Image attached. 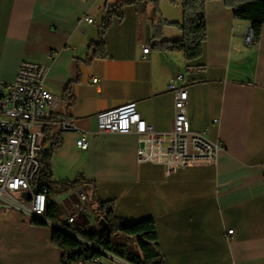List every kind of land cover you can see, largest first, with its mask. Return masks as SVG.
<instances>
[{
  "label": "crops",
  "instance_id": "0c3cea01",
  "mask_svg": "<svg viewBox=\"0 0 264 264\" xmlns=\"http://www.w3.org/2000/svg\"><path fill=\"white\" fill-rule=\"evenodd\" d=\"M119 5L104 28L107 13ZM204 13L201 55L186 61L162 46L182 38L179 2L162 0L156 10L148 0H0V81L13 82L22 62L48 68L44 88L62 99L46 113L45 148L58 145L52 180L81 176L96 195L88 204V184L53 195L60 224H31L4 204L0 264H62L53 229L94 230L99 203L107 202L124 224L154 221L165 264H264V27L256 44L247 46L243 34L250 24L235 19L232 6L211 0ZM85 15L93 23L80 28ZM100 38L105 57H92ZM178 73L184 75L191 131L223 143L215 165L167 174L160 164L138 162L134 133L96 134V114L130 102L155 132H170L175 96L169 84ZM60 120L71 121L75 131L61 132ZM82 132L86 150L76 145ZM10 199H22L21 193L5 196ZM113 237L134 246L118 233ZM100 262L130 264L108 253Z\"/></svg>",
  "mask_w": 264,
  "mask_h": 264
},
{
  "label": "built area",
  "instance_id": "2783aa9c",
  "mask_svg": "<svg viewBox=\"0 0 264 264\" xmlns=\"http://www.w3.org/2000/svg\"><path fill=\"white\" fill-rule=\"evenodd\" d=\"M92 23L93 18L85 15L79 27L86 28ZM243 40L247 46L256 44L258 38L251 27L246 29ZM149 50L150 46L144 45L143 59ZM49 57L53 58L54 54H49ZM47 72L46 66L22 62L13 82L0 81V211L4 204H9L26 216L41 221H46L45 188H38V192L32 194L28 201L10 199L5 202V196L17 192L31 193L41 171L39 157L46 141V113L54 112L62 104L60 96L44 88ZM169 90L175 96L170 132H155L142 119L136 102H130L96 114V134L134 133L140 144L137 149L138 162L160 164L165 167L167 174L185 168L215 165L223 143L219 140L210 141L205 133L191 131L183 74L178 73L171 79ZM56 125L61 132L75 131L74 124L68 120H60ZM86 137V132H82L76 141L80 150L87 149ZM68 222L72 223L73 219L69 218ZM227 234H232V230ZM100 259L96 257L78 264H101Z\"/></svg>",
  "mask_w": 264,
  "mask_h": 264
},
{
  "label": "trees",
  "instance_id": "16d2710c",
  "mask_svg": "<svg viewBox=\"0 0 264 264\" xmlns=\"http://www.w3.org/2000/svg\"><path fill=\"white\" fill-rule=\"evenodd\" d=\"M148 1L158 10V5L162 0ZM166 1L171 5L180 3L182 22L177 26L182 32V38L177 41L163 43V49L181 53L186 61L197 59L201 55L202 43L206 39L205 4L211 0ZM224 1L232 6L235 19L248 22L258 38L264 27V2L261 0ZM132 2L129 1L128 3ZM120 7L121 5L109 10L103 21L104 28L110 25L112 16L117 14ZM92 47V57H105L101 38ZM69 100L72 105L73 98ZM48 134L49 129H45V146L39 157L41 171L36 178L35 186L47 190L44 219L60 224L62 211L59 205L52 200L53 195L66 192L82 184L90 185L94 191V185L91 182H86L81 176L71 182H54L52 180L51 161L58 145L53 143L49 149L45 148L46 143L49 141ZM97 210L98 215H100L99 219L105 225L103 231H100V227L94 230L53 229L52 243L63 251L62 264H78L80 261H91L96 257L101 258L104 253L112 254L130 264H165L158 250L156 226L152 219L148 218L132 224H124L114 216L112 202L99 203ZM46 221L33 218L30 220L31 224L35 225L46 224ZM70 232L77 238L72 236ZM116 233L124 237L127 242L131 241L139 253L130 252L125 244L114 242L113 236Z\"/></svg>",
  "mask_w": 264,
  "mask_h": 264
},
{
  "label": "water",
  "instance_id": "95a60500",
  "mask_svg": "<svg viewBox=\"0 0 264 264\" xmlns=\"http://www.w3.org/2000/svg\"><path fill=\"white\" fill-rule=\"evenodd\" d=\"M38 186H35L33 189H32V192L31 193H22L21 194V198L24 200V201H28L31 199V195L34 194V193H37L38 192ZM92 200H95V192L92 191V196H91ZM99 227H100V231H103L104 228H105V225L103 223L102 220L99 221Z\"/></svg>",
  "mask_w": 264,
  "mask_h": 264
},
{
  "label": "rangeland",
  "instance_id": "374dc122",
  "mask_svg": "<svg viewBox=\"0 0 264 264\" xmlns=\"http://www.w3.org/2000/svg\"><path fill=\"white\" fill-rule=\"evenodd\" d=\"M86 198H87V203L88 204L94 203V201L93 202L91 201L92 198H91L90 195L87 194ZM113 241L116 242V237H113ZM130 243H131V241H130ZM132 248H134V246L131 247V245H129L128 249H129L130 252H133ZM135 252H136V249L134 248V252L133 253H135Z\"/></svg>",
  "mask_w": 264,
  "mask_h": 264
}]
</instances>
